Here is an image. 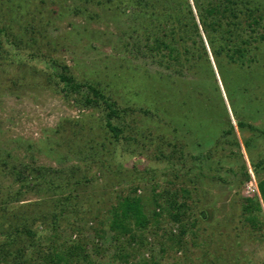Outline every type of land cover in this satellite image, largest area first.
Masks as SVG:
<instances>
[{
  "label": "rangeland",
  "instance_id": "1",
  "mask_svg": "<svg viewBox=\"0 0 264 264\" xmlns=\"http://www.w3.org/2000/svg\"><path fill=\"white\" fill-rule=\"evenodd\" d=\"M260 1L264 5V0ZM114 2L116 0L99 6L96 0H0V27L11 30L13 35L25 42L19 50H15L5 37L0 36V53L7 59L4 64L0 63V158L9 154L8 162L38 168L51 188L65 185L68 176L82 178V185L72 193L77 206L81 207L78 226L82 234L79 237L64 224L58 229L54 242H87L91 264H120L113 257L114 243L107 228L108 209L117 195L127 194L133 187L137 188V195L150 200L153 185L157 193L167 187H186L194 190V200L195 189L199 190L210 205L220 210L219 219L222 223L224 220L229 222L222 245H219V254L225 261L222 264H264V230L262 233L252 232L241 218L244 199L258 197V178L252 171L250 159L258 162L264 158V42H261L258 51H254L257 53L254 59L244 66L220 59L224 65L222 74L226 79L225 88L232 110H238L239 119L259 131H240L228 110L239 148L234 147L228 136H220V130L227 128L222 107L228 106L222 86L223 106L217 102V96H210V101L213 104L216 102V106L210 104V109L215 112L211 110L214 116L207 117V124L212 125L208 126L206 134H202V147L195 148L192 137L173 131L171 126L163 124V130L151 128V122L156 119L138 110L123 114L117 121L125 137L138 141L134 144L131 140L125 146L123 141L116 143L102 126L101 107H84L78 97H64L52 84H38L31 78L20 79L21 68L14 61L18 58L28 59V52L34 53L35 66L54 70L53 66L48 68L46 60L39 57L42 53L69 67L77 81L99 87L123 108L128 105L125 94L135 92L129 88L132 73L142 80L165 74L171 79L170 85L176 87L175 92L179 90L178 96L188 101V104L181 106L178 103L173 105L176 114L196 115L192 101H197L199 97L193 87L197 71H190L186 66L181 68L179 62L170 59L163 60L164 63L159 66L157 59H150L143 50L130 49L126 44L132 43V40L127 39L126 30L130 24L137 25L138 20L117 14ZM260 33L264 34V29ZM34 38L36 43L33 42ZM210 60L220 85L216 68ZM200 69L205 70L199 68L198 71ZM9 78H19L18 86H11ZM209 80L210 87L212 83ZM167 105L172 106L170 103ZM220 111L221 115L218 116ZM216 122L220 124L218 133L213 125ZM159 134L163 138L158 141L157 137L154 138ZM145 138L153 142L150 141V144ZM244 140L249 142L247 149L243 146ZM134 146L135 150L130 152ZM180 151L186 161L184 164L180 162ZM208 152L212 158L209 161L211 168L208 162L203 164L204 179L198 183L190 172L194 166L192 156ZM167 157H172L173 163L168 162ZM102 160L109 163L111 168L115 167L116 162L121 163L126 171L121 174L123 178L110 181L105 176L107 169ZM218 161L222 164L225 162V166L219 169ZM244 165L249 176L246 181ZM258 177L264 179V165L260 167ZM40 184L35 189L24 190L11 178L0 176V213L19 209L26 203L50 212L58 196L53 195L43 181ZM68 188L71 186L67 185ZM15 195L19 202L14 200ZM3 201L6 203L4 210ZM146 212L151 214L149 208ZM165 218L163 216L164 220L156 231L154 227L148 230L145 247L135 250L130 262L141 264L144 260L150 263L153 258L156 264H205L202 251L197 247L188 246L185 252L170 246H166L164 252L160 250L159 243L164 242V233H178L177 225ZM36 228L43 229L42 226ZM131 247L136 249L134 244ZM94 248L100 249L99 255L94 254Z\"/></svg>",
  "mask_w": 264,
  "mask_h": 264
},
{
  "label": "trees",
  "instance_id": "2",
  "mask_svg": "<svg viewBox=\"0 0 264 264\" xmlns=\"http://www.w3.org/2000/svg\"><path fill=\"white\" fill-rule=\"evenodd\" d=\"M108 2L110 3L111 0H96L99 6H105ZM113 5L120 16L138 20L137 25L130 24L126 30L127 39L132 40V43L126 44L130 49L143 50L150 59H157L159 66H162L163 60L170 59L179 62L181 68L186 66L190 71H197L193 87L199 97L192 103H195V112L197 111L198 116L194 113L193 116L176 114L173 105L178 103L181 106L188 104V101H184L183 96H178L179 90L175 92L176 87L170 85L171 79L165 74L149 76L148 80H142L132 73L129 88H133L135 92L126 89L127 92L130 91L125 94L128 105L123 108L119 107L116 101L99 87L92 83L77 81L69 67L42 53L39 57L46 60L48 68L53 66L54 70L49 71L50 69L35 66L33 63L35 55L28 52V59L18 58L14 61L21 68L20 79L31 78L38 84L42 82L52 84L64 97L71 95L78 97L84 107H101L102 126L116 143L120 144L123 141L125 146L131 140L134 144L138 141L125 137L123 128L117 124V121L123 114L138 110L150 116L151 119H156L155 122H151V128L157 127L163 130L164 125L171 126L173 131H180L188 138L192 137L195 148L202 147V134H206L208 126L212 125L207 124L209 121L207 117L212 115V111L215 112L214 109H210V104H213L210 96L212 97V94L217 96V102L223 106L220 86L224 90L229 107H222L227 118V128L220 130V124L213 123L217 133L220 130L221 137L228 136L234 147L239 148L235 139L234 126L228 117V110L231 111L240 131L248 129L259 132L254 126H249L239 119L238 110L236 112L232 110L230 96L227 95L225 88L226 79L222 74L224 65L220 59H227L240 66L254 59L257 54L254 51H258L261 42H264V34L260 33L264 29V5L260 0H116ZM0 36L5 37L7 43L15 50H19L25 43L13 35L11 30L8 31L2 27H0ZM33 42L36 43V38ZM2 54L0 53L1 58H3ZM4 58L0 59L1 64L7 60ZM210 59L216 68L220 85L216 81ZM199 68H205V70L198 71ZM209 78L212 88L209 87ZM18 79L9 78V84L18 86ZM169 103L172 106H168ZM213 106H216V102ZM220 115L221 111L218 116ZM161 134L163 135L162 131ZM161 134L154 139L157 137L158 141L162 140ZM146 140L150 144L153 142L152 139ZM243 146L247 149L249 142L244 140ZM134 148L135 146L130 149V152H133ZM172 149L175 151L173 144ZM178 153L182 155L180 162L184 164L186 161L183 158V152ZM10 157L7 154V157L0 158V176L11 178L14 184H18L20 189L24 190L35 189L43 181L47 189L58 198L55 203H52L50 212L26 203L19 209L0 213V264H91L92 261L86 249L87 242L80 240L70 243L55 244L54 242L58 229L64 224L72 228L79 237L82 234L78 226L81 221L79 217L82 213L81 207L77 206L75 197L72 196L75 188L82 185V178L76 179L72 174L73 176H68V182L65 185H55V188H51L50 183L43 180L38 168L8 162ZM211 159L209 152L192 156L194 166L190 172L193 174L192 178L198 183L204 179L203 164L208 162L211 168L209 162ZM166 160L171 162L172 157H167ZM103 163L107 169L105 176L109 177L110 181L123 178L121 174L126 171L121 163L116 162L115 167L112 168L109 163L105 161ZM217 163L220 165L219 169L226 164L220 161ZM250 163L253 173L258 178V197L252 200L244 199L241 218L252 232L262 233L264 230V179H260L258 173L260 167L264 165V158L258 162L250 159ZM243 172L246 181L249 177L246 165L243 166ZM72 179L73 182H71ZM217 179L223 180L220 177ZM67 185L71 188L66 189ZM156 189L153 185L151 199L145 200L136 194L137 188L133 187L127 194L117 195L115 202L108 209L107 228L112 234L111 240L114 243V260L120 264H133L130 262L133 252L145 247L146 233L151 227H154L155 231L160 228L164 216L171 224L177 225L178 233L176 235L170 231L167 234L164 233V242L159 243L162 252L165 251L166 246L182 250V252H185L188 246H193L202 251L205 264L224 263L219 254V245H222V238L226 234L229 222L224 220L222 223L218 217L221 215L220 210L210 205L207 197L196 189L194 192L196 200L192 197L194 190L191 191L186 187L177 189L167 187L159 193ZM14 200L20 201L16 195ZM5 204L3 201L2 207ZM147 208L151 210L150 215L146 212ZM39 226L43 229L38 230L36 227ZM131 244L136 245V249H133ZM93 252L97 256L100 254V249L94 248ZM150 261L156 264L153 258ZM150 263L144 260L141 262V264Z\"/></svg>",
  "mask_w": 264,
  "mask_h": 264
}]
</instances>
